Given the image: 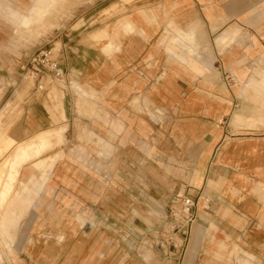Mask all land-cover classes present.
I'll return each instance as SVG.
<instances>
[{"label": "crops", "instance_id": "0c3cea01", "mask_svg": "<svg viewBox=\"0 0 264 264\" xmlns=\"http://www.w3.org/2000/svg\"><path fill=\"white\" fill-rule=\"evenodd\" d=\"M126 4L130 9L106 26L63 31L56 51L63 76L44 72L30 87L27 82L15 138L0 123V156L9 144L12 152L43 132L67 130L66 124L53 127L43 100L53 86L63 93V118L74 115L75 83L88 86L105 107L91 128L122 130L119 142L106 136L107 146L118 147L106 162L117 163V178L129 181L105 187L107 194L123 195L116 202L120 223L129 229L136 210L162 209L184 193L197 201V219L182 261L171 254L165 264H264V132H257L264 123L252 121L250 100L257 96L253 89L264 90V72L252 77L264 56V0ZM3 7L7 30L22 37L19 26L27 12ZM9 91L0 93V104ZM62 152L54 153L56 168L57 162L49 170L32 168L40 177H29L25 196L10 207L16 226L48 182H67L72 166ZM90 192L98 193V186ZM129 231L122 243L146 235L139 226L137 233ZM82 239L75 232L60 235L45 251L53 259L65 253L67 264L77 258L81 264H130L127 251L112 249L114 239L96 236L89 248V239Z\"/></svg>", "mask_w": 264, "mask_h": 264}, {"label": "rangeland", "instance_id": "374dc122", "mask_svg": "<svg viewBox=\"0 0 264 264\" xmlns=\"http://www.w3.org/2000/svg\"><path fill=\"white\" fill-rule=\"evenodd\" d=\"M35 1L0 0V93H4L7 87L10 90L0 104V123L14 138L16 131L13 127L23 116V108L19 102L26 95L27 82L29 81L30 87L42 74L34 78L27 73V69L22 68L29 57L43 47H54L57 51L64 30L82 27L90 31L108 25L114 16L130 9L126 3L135 6L137 0H121L110 4L108 2L113 0H43L39 3L46 10L43 16H39V7L30 10ZM5 5L27 12L19 26L22 37L7 30L10 19L3 9ZM129 24L131 23L127 21V25ZM101 35L99 39L106 37L105 32ZM255 67L252 77L260 78L264 72V56ZM15 89L18 90L13 93ZM253 91L257 96L250 99L254 107L252 121L264 123V90L255 88ZM62 94L53 86L43 96V100L53 117V127L66 124L67 130L57 127L39 134L32 142L18 145L12 152L8 150L10 144L1 151L0 264H67L65 253L53 259V255L46 252L45 248L47 244L58 241L60 235L71 232L83 237V241L89 239L86 242L88 248L93 244L91 239L95 240L96 236L114 239L109 243L112 249L127 251L130 264H165L170 260V254H166L158 244V236L167 237L170 233L165 215L171 202L158 210L146 207L145 214L136 210V223L129 227V233H137L139 226L145 230L139 233L146 235L144 238L131 237L128 244L122 243L121 239L129 229L120 223L123 215L116 202L120 203L118 200L123 195L105 193L106 186H117L122 182L128 185L129 182L128 179L117 178V163L112 165V162H106V154L111 158L118 149L117 146L106 145V136L119 142L123 137L119 134L122 130L112 132L91 128V121L95 124V118H100L99 113L104 112L105 107L103 101L88 86L75 83V112L72 117H62ZM8 103L12 105L7 109ZM257 132H264V129ZM58 151H63L61 159L66 158L72 166L67 182L59 181L52 184V187L48 182L35 195L31 206L16 226L15 220L8 217L12 201L25 196L29 177H40L41 171L37 169H52L57 162L52 159ZM93 185L98 186V193L90 192ZM138 215L141 219L137 218ZM105 246V242H100L101 249ZM184 253L185 250L177 255V260L182 261ZM81 262L82 258H77L72 264ZM245 262L253 264L250 259Z\"/></svg>", "mask_w": 264, "mask_h": 264}, {"label": "built area", "instance_id": "2783aa9c", "mask_svg": "<svg viewBox=\"0 0 264 264\" xmlns=\"http://www.w3.org/2000/svg\"><path fill=\"white\" fill-rule=\"evenodd\" d=\"M22 68L27 69V73L34 78L44 72H51L57 78L64 74L54 47L41 48L29 57ZM39 87L41 88L42 85ZM165 219L170 233L167 237L158 236V244L166 254L181 255L187 247L197 219V201L187 194H176L166 211Z\"/></svg>", "mask_w": 264, "mask_h": 264}, {"label": "bare ground", "instance_id": "6f19581e", "mask_svg": "<svg viewBox=\"0 0 264 264\" xmlns=\"http://www.w3.org/2000/svg\"><path fill=\"white\" fill-rule=\"evenodd\" d=\"M37 8V7H36ZM34 9V8H33ZM39 9H40V13H39V16H43L44 15V11H46L45 9H42L40 6H39ZM36 11V10H35ZM31 15V14H30Z\"/></svg>", "mask_w": 264, "mask_h": 264}]
</instances>
